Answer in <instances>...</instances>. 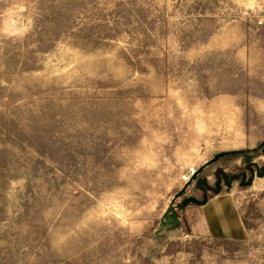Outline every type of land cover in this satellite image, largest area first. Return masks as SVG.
<instances>
[{"label": "rangeland", "instance_id": "1", "mask_svg": "<svg viewBox=\"0 0 264 264\" xmlns=\"http://www.w3.org/2000/svg\"><path fill=\"white\" fill-rule=\"evenodd\" d=\"M263 142L264 0H0V264H264Z\"/></svg>", "mask_w": 264, "mask_h": 264}, {"label": "crops", "instance_id": "2", "mask_svg": "<svg viewBox=\"0 0 264 264\" xmlns=\"http://www.w3.org/2000/svg\"><path fill=\"white\" fill-rule=\"evenodd\" d=\"M264 160V142L259 147ZM204 221L214 237L224 239H242L245 231L234 201L228 197H217L204 206Z\"/></svg>", "mask_w": 264, "mask_h": 264}]
</instances>
